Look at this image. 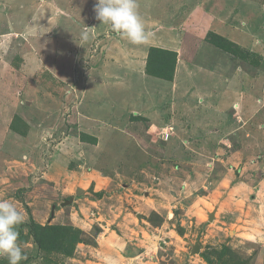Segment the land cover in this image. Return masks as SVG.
Masks as SVG:
<instances>
[{"label":"rangeland","instance_id":"rangeland-1","mask_svg":"<svg viewBox=\"0 0 264 264\" xmlns=\"http://www.w3.org/2000/svg\"><path fill=\"white\" fill-rule=\"evenodd\" d=\"M95 2L0 0V199L24 215L21 264H264V53L249 45L264 0H137L144 45ZM151 47L176 54L172 81L147 74ZM36 225L53 227L41 245Z\"/></svg>","mask_w":264,"mask_h":264},{"label":"clouds","instance_id":"clouds-1","mask_svg":"<svg viewBox=\"0 0 264 264\" xmlns=\"http://www.w3.org/2000/svg\"><path fill=\"white\" fill-rule=\"evenodd\" d=\"M95 18L119 33L134 45L147 44L153 36L146 31L145 23L138 11L137 0H96L93 9ZM87 41V29L82 33ZM24 215L8 199H0V257H7L9 264H21L27 259L19 243V227Z\"/></svg>","mask_w":264,"mask_h":264},{"label":"trees","instance_id":"trees-1","mask_svg":"<svg viewBox=\"0 0 264 264\" xmlns=\"http://www.w3.org/2000/svg\"><path fill=\"white\" fill-rule=\"evenodd\" d=\"M212 37L210 41L214 42L215 45L222 49L227 50V43L225 38L221 39L220 37L216 36L215 34H211ZM210 39V38H209ZM227 40V39H226ZM228 42V40H227ZM226 43V44H225ZM176 54L171 51H167L164 48L158 47H151L149 50V60L147 63V74H150L158 79L172 81L174 78L175 68H176ZM81 139L83 141L90 140L89 136L81 135ZM39 228V232L37 231L35 235L36 242L41 245L43 244V240L47 239L49 232H52L53 227L51 225H36ZM58 236V234H53ZM55 236V237H56ZM225 253H223L224 255ZM221 258V257H220ZM209 263H212L209 259H207Z\"/></svg>","mask_w":264,"mask_h":264},{"label":"crops","instance_id":"crops-1","mask_svg":"<svg viewBox=\"0 0 264 264\" xmlns=\"http://www.w3.org/2000/svg\"><path fill=\"white\" fill-rule=\"evenodd\" d=\"M249 8H251V7H249L248 6V10H250ZM239 14H240V12H239ZM258 18H260V17H258ZM245 19V17H241V16H235V19L233 20V24L234 25H237V23L238 22H241L242 20H244ZM258 23H260V28L261 27H263L262 28V30H261V32H263L262 34H261V37H262V39L264 40V26H263V22L262 21H259ZM213 25H215V26H217L216 24H213ZM213 25L211 26V27H213ZM259 41H257V38H253V37H250V39H249V45L251 46L250 48H251V50H253L254 52H256V53H264V52H262L263 51V49H259V51H257L258 50V46H262L263 48H264V41L263 40H260V39H258ZM77 49V48H76ZM197 72H200V71H197ZM198 76H200V79H202L201 78V76H203V73H198L197 74ZM205 76H207V74H205ZM186 77V76H185ZM155 80H157V78L155 79ZM255 80V79H254ZM155 83H157L158 84V82H155ZM186 84L187 83H185V85L184 86H186ZM160 87H162V86H160ZM227 91V93H228V90H226V88L223 90V92H226ZM178 93H179V89H178ZM139 95H141V93L139 94ZM150 96H153L154 98H155V96H154V94H151ZM241 97V93L240 94H236L235 95V99H234V102H235V105H236V101H241L240 98ZM158 98H159V95H158ZM188 98L189 99H191V101L189 102V103H186L189 107H192V102H194V99H192V98H194V96H192V93H191V96H189V95H186V96H182V100L181 101H185V99H186V102L188 101ZM240 98V99H239ZM151 103V102H150ZM196 103H198V101H196ZM210 103V102H209ZM211 105H215V108H213V110H216V111H218L219 109H221V107H216V105H217V103L215 104V103H212ZM218 105L219 106H222L223 108H224V113L225 114H218L217 113V116L218 115H224V116H226V115H231V113H229V112H227V109L228 108H230V106H231V104L230 103H228V104H226V106H224V105H222L221 104V102H218ZM143 106H146V103H144L143 104ZM180 106V105H179ZM154 108H156V110H158V108L155 106ZM161 110H162V107L160 108ZM153 111H151L149 114H144V115H147V116H151L152 114H153V112H155L154 110L155 109H152ZM212 110H209V111H207V112H205V113H208L209 115H214L215 113H212L211 112ZM143 112H144V109H143ZM234 112V111H233ZM232 112V113H233ZM158 113V112H157ZM161 114H162V111H161ZM197 115H194V113L192 112V117H196ZM177 124V123H176ZM236 127V126H235ZM203 140H208L207 138H203ZM206 142H208V141H206ZM177 145V143L175 142L174 144H172L170 147H169V149H171V150H174V149H176L174 146H176ZM126 175H128V174H126Z\"/></svg>","mask_w":264,"mask_h":264}]
</instances>
